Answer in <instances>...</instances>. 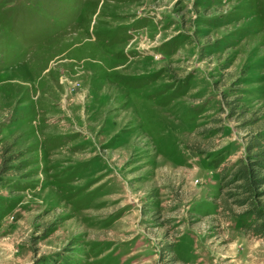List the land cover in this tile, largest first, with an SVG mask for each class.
Wrapping results in <instances>:
<instances>
[{"label":"rangeland","instance_id":"374dc122","mask_svg":"<svg viewBox=\"0 0 264 264\" xmlns=\"http://www.w3.org/2000/svg\"><path fill=\"white\" fill-rule=\"evenodd\" d=\"M0 264H264V0H0Z\"/></svg>","mask_w":264,"mask_h":264},{"label":"trees","instance_id":"16d2710c","mask_svg":"<svg viewBox=\"0 0 264 264\" xmlns=\"http://www.w3.org/2000/svg\"><path fill=\"white\" fill-rule=\"evenodd\" d=\"M244 176H246V175H244Z\"/></svg>","mask_w":264,"mask_h":264}]
</instances>
